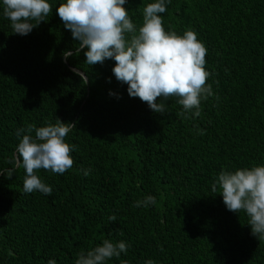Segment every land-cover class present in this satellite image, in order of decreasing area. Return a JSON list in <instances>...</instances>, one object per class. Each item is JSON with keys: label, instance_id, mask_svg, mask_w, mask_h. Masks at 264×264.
<instances>
[{"label": "trees", "instance_id": "1", "mask_svg": "<svg viewBox=\"0 0 264 264\" xmlns=\"http://www.w3.org/2000/svg\"><path fill=\"white\" fill-rule=\"evenodd\" d=\"M48 2L47 21L19 35L0 0V171L13 167L19 128L57 119L76 125L65 137L74 164L37 170L51 195L25 193L23 167L0 173V264H75L105 239L129 246L106 264H264V239L211 191L222 170L264 165V0H165V30H193L208 50L214 94L189 119L177 97L165 114L130 97L113 59L65 60L78 43L57 14L63 0ZM152 2L127 0L137 29ZM149 195L156 204L135 206Z\"/></svg>", "mask_w": 264, "mask_h": 264}, {"label": "clouds", "instance_id": "2", "mask_svg": "<svg viewBox=\"0 0 264 264\" xmlns=\"http://www.w3.org/2000/svg\"><path fill=\"white\" fill-rule=\"evenodd\" d=\"M126 2L63 0L56 8L57 14L78 43L74 52L64 51L65 60L79 55L81 50H85V63L89 66L102 65L106 59H113L112 71L116 79L128 85L130 97H138L153 112L165 114V101L177 97L183 108L178 115L185 119L201 116V100L214 94L211 84L206 83L211 75L205 69L206 46L193 30H186L182 35L165 30L160 15L167 11L165 0H155L143 8V23L138 29L130 19ZM2 6L3 16L10 20L12 32L19 35H27L42 21H47L53 10L48 0H2ZM73 71L88 82L85 73ZM73 128H76L74 122L60 119L46 126L28 124L19 128L15 133L19 143L8 161L13 167L0 173L11 179L14 170L23 167L26 172L23 191L51 195L52 187L42 182L36 172L44 169L63 174L73 167L71 152L76 146L65 141ZM200 134L204 131L200 130ZM90 171L82 169L85 176ZM211 191L222 195L229 211L238 214L243 211L248 217L251 234L264 239V165L222 170ZM154 204L156 198L149 195L137 201L135 206ZM116 219L115 215L108 217L110 222ZM128 247L124 241L113 243L105 239L102 245L82 250L75 264H106L109 259L126 253ZM48 264H56V261L49 260ZM145 264L154 262L148 260Z\"/></svg>", "mask_w": 264, "mask_h": 264}]
</instances>
